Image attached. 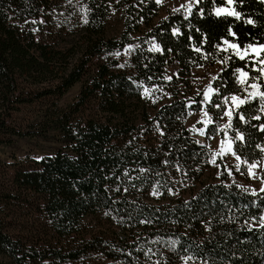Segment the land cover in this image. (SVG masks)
Here are the masks:
<instances>
[{"label": "trees", "instance_id": "16d2710c", "mask_svg": "<svg viewBox=\"0 0 264 264\" xmlns=\"http://www.w3.org/2000/svg\"><path fill=\"white\" fill-rule=\"evenodd\" d=\"M157 9L0 0V146L24 136L58 144L0 163V264H264V183H226L222 160L212 170L184 124L203 106L209 122L195 127L206 142L229 141L247 165L261 158L264 100L250 85L264 92V64L237 52L264 44V2L195 0L154 21ZM202 67L217 69L206 101L190 84ZM159 89L167 98L157 102ZM31 105L21 128L12 115Z\"/></svg>", "mask_w": 264, "mask_h": 264}, {"label": "rangeland", "instance_id": "374dc122", "mask_svg": "<svg viewBox=\"0 0 264 264\" xmlns=\"http://www.w3.org/2000/svg\"><path fill=\"white\" fill-rule=\"evenodd\" d=\"M195 0H160L157 2V16L154 19L156 21L158 18L164 17L167 12H171L176 9H181L189 7L194 3ZM264 2V0H262ZM117 25L114 21L110 28H114ZM258 48V47H255ZM247 52H237L239 55H244V53H256L252 48L248 47ZM166 77L170 78L175 74V68L171 65L165 67ZM217 69L215 67H202V68H192L191 69V79L190 84L192 85V90L200 92L202 98L208 100L209 95L212 92L210 86V80L216 73ZM79 84H74L71 89H69L61 98L58 100V104L64 105L72 100L73 96L77 93ZM150 97L157 101H164L167 98V94L164 90H152L150 92ZM233 101V100H232ZM234 102V101H233ZM35 106L31 107H21L12 118L15 119L16 124H20L21 128L25 126V122L29 119ZM209 122V116L205 112L203 106L198 111H190L187 115L184 124L187 128H192L193 136L197 141L202 144H206L210 156H211V169H215V159L220 158L225 165L227 170V181L226 183L235 184L240 188L247 191L257 192L261 189L264 176V148L262 150L261 158L255 162L244 164L241 159L232 154L231 146L229 141L221 142L217 136H213L206 142L203 138V133L201 128H196L197 124H206ZM6 139L9 137H5ZM58 148V144L51 140L50 138L46 140H41L37 137L28 138L18 137L10 140L9 145L0 146V163L1 162H14L19 164H24L28 158H37L44 156L46 154L52 153ZM255 164L256 167L251 169L253 176L250 174V166Z\"/></svg>", "mask_w": 264, "mask_h": 264}, {"label": "snow or ice", "instance_id": "6c2138e0", "mask_svg": "<svg viewBox=\"0 0 264 264\" xmlns=\"http://www.w3.org/2000/svg\"><path fill=\"white\" fill-rule=\"evenodd\" d=\"M157 2H160V0H157ZM227 2H228L229 4H232V3L234 2V0H227ZM224 11H225V10H224L223 8H219V9H217V13H216V14H217V15H220V14L223 13ZM227 15H234V16H236L238 19H239V17H240V14L237 13V12H235V11H229V12H227ZM248 23H249V24H252L253 21L249 20ZM230 31H231V30H230ZM232 34L235 35L234 33H232ZM225 43H227V41H225ZM229 46H230L231 48H236V47H237V46L234 45V44H230ZM249 47L252 48L253 51L256 53V55H257V57H258V62H259L260 64H264V59H259L260 54H261V53H264V44L260 45L258 48H255V47H253V46H251V45H249ZM245 52H247V50H245ZM244 58H245L244 56H241V59H244ZM259 71H260L261 75H264V68L259 69ZM241 75L247 77V73L241 72ZM250 86H251L252 88H254V89L257 90L255 93H251L250 95H252V96L259 95L260 98H261L262 100H264V92H259V86L256 85V84H252V85H250ZM232 100H233V101H238L237 107H239L240 105H243L244 103L247 102L245 99H239L238 97H235V96L232 97ZM225 116H228V117H229V121H231V113H230V112H225ZM241 118H243V117H241ZM229 126H230V124H229V125H226V127H229ZM260 130H261V131H264V127H261ZM238 138L241 139V140L243 139L242 136H238ZM254 167H256L255 164L251 165V166H250V169H249L250 174H252L253 176L255 175V173H252V172H251V169L254 168ZM262 183H264V181H262ZM262 191H264V189H262ZM261 219L264 220V217H261ZM262 226H264V225H262Z\"/></svg>", "mask_w": 264, "mask_h": 264}]
</instances>
